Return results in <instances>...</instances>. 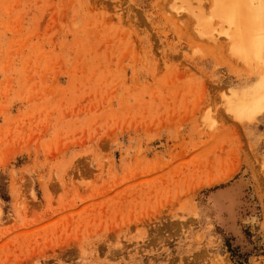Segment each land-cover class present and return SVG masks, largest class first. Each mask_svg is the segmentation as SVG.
<instances>
[{"label": "rangeland", "instance_id": "374dc122", "mask_svg": "<svg viewBox=\"0 0 264 264\" xmlns=\"http://www.w3.org/2000/svg\"><path fill=\"white\" fill-rule=\"evenodd\" d=\"M219 1L0 0V264H264V0L247 61Z\"/></svg>", "mask_w": 264, "mask_h": 264}, {"label": "bare ground", "instance_id": "6f19581e", "mask_svg": "<svg viewBox=\"0 0 264 264\" xmlns=\"http://www.w3.org/2000/svg\"><path fill=\"white\" fill-rule=\"evenodd\" d=\"M249 1H250V3H249ZM219 2H220L219 4L216 2L218 5H216V6L214 5L216 7L217 13L214 9L215 12H213V15L215 16V14H216L218 16V17L216 16L217 19H220L221 22L224 21L223 24H228L227 26L228 27L230 26L229 28L232 27V29L228 28L230 31L231 30L232 31L228 32L229 34L228 33H226V34H228L227 37L229 38V40L232 44L230 46H231L232 51L234 52L233 54L238 56L240 59L247 61V60H249V57L252 54L253 49L255 47L256 33H259V30L262 27V25H261L262 22L260 20V14H259L258 7L255 6V3L252 0H224V1H219ZM185 4H186V1H185ZM188 4L190 5V2ZM196 10H198V9H196ZM202 11H203V9H202ZM198 14H199V12H198ZM200 20H199L200 25H201V23H204L203 26L201 25L202 30L204 29V33H205V31H208V30L215 28V27H213L210 29V27H212L211 26L212 24H210L208 22V21H210L209 19L207 21H205V19H200ZM196 22H198V21H196ZM203 27H205L207 29H205ZM228 29H226V30H228ZM219 30H220V28H219ZM223 30H225V29H223ZM216 33H218L217 30H216ZM260 94H264V92H262ZM263 96L264 95H262V97ZM249 98H250V96H249ZM261 103L262 104L264 103V97H263ZM252 104H254V102H252L249 105H252ZM242 105H246V104H242ZM248 106H245V107L247 108Z\"/></svg>", "mask_w": 264, "mask_h": 264}, {"label": "trees", "instance_id": "16d2710c", "mask_svg": "<svg viewBox=\"0 0 264 264\" xmlns=\"http://www.w3.org/2000/svg\"><path fill=\"white\" fill-rule=\"evenodd\" d=\"M229 246V252H231V257L234 258H238L240 260V255L238 253H236L233 249H230V245ZM239 260H235L237 263H241Z\"/></svg>", "mask_w": 264, "mask_h": 264}]
</instances>
